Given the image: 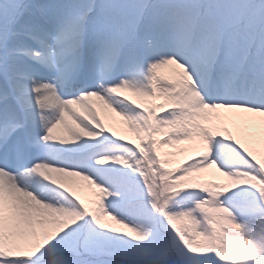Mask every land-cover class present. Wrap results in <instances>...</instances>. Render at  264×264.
<instances>
[{
  "label": "snow or ice",
  "instance_id": "obj_1",
  "mask_svg": "<svg viewBox=\"0 0 264 264\" xmlns=\"http://www.w3.org/2000/svg\"><path fill=\"white\" fill-rule=\"evenodd\" d=\"M0 264H264V0H0Z\"/></svg>",
  "mask_w": 264,
  "mask_h": 264
},
{
  "label": "rangeland",
  "instance_id": "obj_2",
  "mask_svg": "<svg viewBox=\"0 0 264 264\" xmlns=\"http://www.w3.org/2000/svg\"><path fill=\"white\" fill-rule=\"evenodd\" d=\"M122 134H126V133H122ZM181 159H182V157H181Z\"/></svg>",
  "mask_w": 264,
  "mask_h": 264
}]
</instances>
